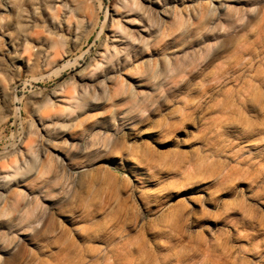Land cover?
Wrapping results in <instances>:
<instances>
[{"label": "rangeland", "instance_id": "1", "mask_svg": "<svg viewBox=\"0 0 264 264\" xmlns=\"http://www.w3.org/2000/svg\"><path fill=\"white\" fill-rule=\"evenodd\" d=\"M5 258L264 264V0H0Z\"/></svg>", "mask_w": 264, "mask_h": 264}, {"label": "bare ground", "instance_id": "2", "mask_svg": "<svg viewBox=\"0 0 264 264\" xmlns=\"http://www.w3.org/2000/svg\"><path fill=\"white\" fill-rule=\"evenodd\" d=\"M115 146V143L113 144V146L111 147H114ZM112 151V150H111ZM23 248V245L22 244H18L17 246V250H21ZM9 262V259L8 258H5L3 264H7Z\"/></svg>", "mask_w": 264, "mask_h": 264}]
</instances>
